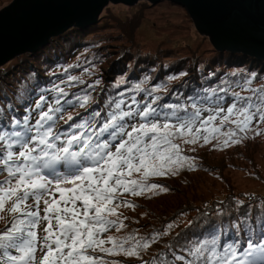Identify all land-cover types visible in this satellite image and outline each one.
<instances>
[{
	"label": "snow or ice",
	"instance_id": "obj_1",
	"mask_svg": "<svg viewBox=\"0 0 264 264\" xmlns=\"http://www.w3.org/2000/svg\"><path fill=\"white\" fill-rule=\"evenodd\" d=\"M257 79L237 82L250 95L217 86L175 102L137 84L132 91L150 99L118 92L100 107L89 91L100 80L68 75L40 88L22 114L9 105L10 117L0 112V264H264V198L236 200L228 226L191 236L195 220L180 232L174 219L141 235L121 211L138 207L129 196L170 191L156 178L194 170L188 146L224 150L264 133Z\"/></svg>",
	"mask_w": 264,
	"mask_h": 264
},
{
	"label": "rangeland",
	"instance_id": "obj_2",
	"mask_svg": "<svg viewBox=\"0 0 264 264\" xmlns=\"http://www.w3.org/2000/svg\"><path fill=\"white\" fill-rule=\"evenodd\" d=\"M11 1L0 0V8ZM69 45H75L76 50L65 55L62 62L64 67H59L61 69L59 73L51 74L48 83L50 85L53 81L59 83L60 79H66L68 75L80 76L89 84L100 80L104 75H106L105 82H108V85H112V82H116L118 79H123L115 83L112 88L106 87V89L111 88V90L105 92L102 99L100 98L98 102L100 107H105L109 97L115 96L118 92H126L129 97L138 95L132 91L138 82H135V79L125 77L124 72L126 70L124 69L121 72H115L119 68L118 66L122 67L121 65L135 69L139 68L140 64L156 63L157 69L153 68L156 66L153 65L151 70L155 69L158 73V67H162L163 64L174 67L188 65V68L192 69L195 63L212 64L217 65L218 68L222 67V71L214 77L215 81H213L214 78L207 77L205 79L207 80L204 84L206 88L231 85L230 91L240 92L241 95H250L251 93L246 89H241L237 82L242 84L244 77L252 73L258 77L257 80L253 81V86H264V60H255L241 50L225 49L217 52L209 42L208 35L199 33L187 8L174 0H157L154 2L137 0L134 3L109 1L104 5L94 23L82 27L72 25L63 32L51 36L37 50H27L14 55L1 64L0 74L7 77L13 72L9 79L11 82H18L14 73L20 74V71L23 70V79L34 80L35 83L43 82L46 80L45 73L54 69L58 63L47 61L42 51L57 49L60 53H66ZM258 60L262 62L259 63ZM71 61L72 67L69 68ZM33 64L38 66L37 70L30 67ZM29 67L31 69H27ZM66 68L68 69L67 72H65ZM196 71L194 70V72ZM175 72L172 73L166 68L162 69L163 77L160 79V85L155 84V87L152 88H164L168 85L167 83H171L170 76L174 77L173 79L180 76L178 75L180 71L176 70ZM150 76V73H146L140 79L143 80L144 84L154 86ZM56 77L58 79H55ZM208 81L212 83L209 87H207ZM80 87H86V85L71 87L66 90L72 93L78 91ZM164 93L157 91L154 95H160L162 102L170 99L171 102H175V94H179L181 99L187 97L183 95V91L173 95L166 93L168 97H164ZM38 94L39 91L31 97L30 100L33 103ZM147 98L150 99V97ZM78 110L76 109V111ZM76 111L74 112L76 113ZM191 147H187L188 154L197 158V167L194 170H184L175 177L156 178L155 180V182L168 186L169 192L151 198L148 196L128 197L138 205L134 211L127 208L121 209L123 214L130 218L128 221L130 228L131 224L137 220L136 216H139L141 220H146L149 212L153 214L149 207L156 210L160 207L161 202L175 197L177 194L175 191H182V193L187 194L186 191L189 192L194 187L193 192L196 190L198 195H204L207 199L219 198L216 203H222L220 206L225 207V214L209 213L210 216H214V219L211 218V222H209L214 226L221 222H224L221 226H228L230 221L238 215L235 201L243 200L245 204L251 203L247 198L248 195L246 196L249 191L251 193H264V133L259 136L249 133L248 138L242 144L224 150H213L211 145H206L197 146L196 151L192 152ZM222 165L224 166L221 167ZM220 168L222 171L224 170L223 178L217 174ZM226 179H231L233 184L229 182L228 186L224 185L223 181ZM172 193L173 195H171ZM241 194H245L246 198ZM221 199L224 200L220 201ZM211 201L208 200L209 203ZM251 215L254 218H256L255 216L258 217L255 207ZM184 219L185 223L190 220L187 215L184 216ZM3 227L4 222L0 221V228Z\"/></svg>",
	"mask_w": 264,
	"mask_h": 264
},
{
	"label": "water",
	"instance_id": "obj_3",
	"mask_svg": "<svg viewBox=\"0 0 264 264\" xmlns=\"http://www.w3.org/2000/svg\"><path fill=\"white\" fill-rule=\"evenodd\" d=\"M109 1L137 0H12L0 8V66L72 25L94 23ZM174 1L187 8L199 33L208 35L217 52L241 50L255 60H264L262 0Z\"/></svg>",
	"mask_w": 264,
	"mask_h": 264
},
{
	"label": "trees",
	"instance_id": "obj_4",
	"mask_svg": "<svg viewBox=\"0 0 264 264\" xmlns=\"http://www.w3.org/2000/svg\"><path fill=\"white\" fill-rule=\"evenodd\" d=\"M75 50H76L75 45H69L68 49H66L67 51L66 53H63V52L60 53V51L58 52L57 49L53 51H50V49L42 51V54L43 55L45 54L44 58H46L47 61H51L52 63H58V64H56L54 69H52L50 72L45 73L46 76L45 75L44 76L46 80L43 82L38 81L37 83H39V85H37V83H35L34 80L23 79L22 77L23 70L20 71V74L14 73L18 82H15L14 80H13L14 82H11V79H9V77L12 76L13 72L11 73V75H8L7 77L6 75L1 76L0 74V112L3 113V117L11 116L12 113L9 111V105L16 108L19 113L24 112L25 107L29 103H33V101L30 100L31 97L35 93H37L40 88H43L45 86L47 87L51 86L48 83L49 79L52 76L51 74L59 73L61 70L59 69V67H64L62 62L65 59V55L69 53L70 51L73 52ZM258 61L259 63L262 62L260 60ZM70 65H72V61L69 64V66ZM153 65H156V66H153ZM121 66L122 67L118 66L119 68L117 69L113 68L115 66L111 68L116 69L115 72H121L123 69L126 70L124 72L125 77L130 78V79H135V82H138V84H140L142 88L147 89V90L148 89L150 90V88L155 87V84L160 85V82H161L160 79L161 77H163V74L161 73L162 69L166 68L168 69V71L172 73L173 72L176 73L175 72L176 70L180 71V74H178L180 75L179 77H175V79H172L171 83H167L168 85L166 86L164 85L165 86L164 88H159L160 93L165 92L164 97H168L166 93L173 95L174 93H178L179 91H183V95H186V96L191 95L194 92H201L203 91V89L206 88L204 84H206L207 80L205 79H207V77H209L210 79L214 78L217 76V74H220L222 71V67L218 68L217 65H212V64H207V65L202 64L201 65L198 63H195L193 65V69L188 68L189 67L188 65L174 67V66H168L167 64H163L162 67H158V70H159L158 73L155 70L157 69L156 63H149V64H143V65L140 64L139 68H135V69H132L130 66L129 68L126 65L125 66L121 65ZM152 66L155 69L151 70ZM30 67L34 68L35 70L38 69V66L34 64L30 65ZM30 67L27 69H31ZM194 70H197V71L194 72ZM146 73L151 74L150 78L151 80H153L152 82L154 86H150V84L146 85V83L144 84L143 80L140 79V77ZM181 73H186V75H181ZM55 79H58V77H56ZM105 80H106V75L102 76V78L100 79V83H101L100 85L98 84L94 90L91 89L92 95L94 98H96L97 102H99L100 98L101 99L103 98V95L105 94V92L111 90L112 86L115 85V83L122 81L123 79H118L116 82H112V85H108L109 83L105 82ZM213 81H215V78L213 79ZM210 83L211 82L208 81L207 87H209ZM9 87H13V88H9ZM106 87H111V88L106 89ZM143 93L144 92H139L138 95H136L138 96L136 98L137 99L147 98L146 93L144 94ZM83 111H84L83 109L78 110V112H83ZM73 113L72 114L75 116L76 113L75 112ZM3 117H0V119H2ZM223 166L224 165H222L221 167ZM198 168H201V167H198ZM223 171L221 170V168L219 169V171L217 172L219 177L221 176L223 178L222 176ZM0 179H3V177H0ZM223 182L225 183L224 185L226 186H228L229 182L233 184V181L231 179H226ZM191 189L192 190L189 192L186 191L187 194H185V192L182 193V191H175L177 193L175 197H172L166 201H163L165 203L161 202L160 207L157 208L156 210H154L152 207H149L150 211L153 214H150L149 212L148 214L149 216L146 220L144 219L141 220L139 219L140 218L139 216H136L137 220L131 224V228L129 230L139 228L140 234L143 235L145 233H148L154 230H161L166 226L167 223L172 222L174 219H176L181 223H180V227L175 229V232H180L182 229H186V223L184 219L185 215H187L190 220L197 221V223L193 225L192 229L188 230L189 236L193 235V233H199L200 231L206 232L208 229L223 225L224 222H221L217 226L211 225L209 223L211 222L210 221L211 218L214 219V216H210L211 214L209 215V213L219 212V214H225V211H224L225 207L220 206V204L222 203H216L217 200L219 201V198L212 197L210 199H207L204 195H198L196 193V190L193 192L194 187ZM171 195H173V193ZM241 195L245 196V194H241ZM246 196L249 199V201L254 204L255 202L260 201L261 198H264V193L263 192H252L251 193L249 191V193L246 194ZM246 196L244 198H246ZM138 198H141V197H138ZM250 198H254V199H250ZM208 200H212V201L209 203ZM223 200L224 199H221L220 201H223ZM181 213H184L185 215H181ZM202 214H206V215H202ZM144 225H147V227H143ZM175 232H173L172 235H175ZM172 235L165 237L164 241L168 240V242H171ZM160 247H161V244L155 245L152 249V252H156Z\"/></svg>",
	"mask_w": 264,
	"mask_h": 264
},
{
	"label": "bare ground",
	"instance_id": "obj_5",
	"mask_svg": "<svg viewBox=\"0 0 264 264\" xmlns=\"http://www.w3.org/2000/svg\"><path fill=\"white\" fill-rule=\"evenodd\" d=\"M82 27V26H81ZM68 29V28H67ZM42 45H44V44H41L39 47H41ZM38 47V48H39ZM38 48H36L35 50H37ZM35 50H33V51H35ZM27 51V50H26ZM28 51H31V50H28ZM23 52H25V51H23Z\"/></svg>",
	"mask_w": 264,
	"mask_h": 264
}]
</instances>
